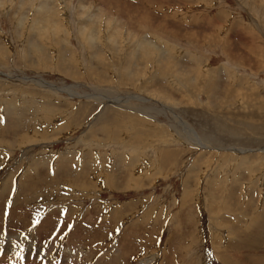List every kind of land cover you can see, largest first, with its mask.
Returning <instances> with one entry per match:
<instances>
[{
  "label": "rangeland",
  "instance_id": "rangeland-1",
  "mask_svg": "<svg viewBox=\"0 0 264 264\" xmlns=\"http://www.w3.org/2000/svg\"><path fill=\"white\" fill-rule=\"evenodd\" d=\"M0 228V264H264V0H0Z\"/></svg>",
  "mask_w": 264,
  "mask_h": 264
},
{
  "label": "bare ground",
  "instance_id": "bare-ground-1",
  "mask_svg": "<svg viewBox=\"0 0 264 264\" xmlns=\"http://www.w3.org/2000/svg\"><path fill=\"white\" fill-rule=\"evenodd\" d=\"M261 2H262V1H261ZM102 16H103V15H102ZM139 46H141V45H139ZM94 53H95V52H94ZM147 55H148V54H147ZM25 65H26V64H25ZM162 65H163V63H162ZM95 70H96V69H95ZM162 71H163V70H162ZM166 71H168V70L166 69ZM175 72H176V71H175ZM198 73H199V72H198ZM182 76H184V75L181 74V77H182ZM185 77H186V76H185ZM185 79L188 80L187 78H185ZM102 80H103V79H102ZM192 87H193V86H192ZM192 87H191V88H192ZM240 88H241V87H240ZM236 90H237V89H236ZM239 96H241V95H239ZM244 97H245V96H244ZM46 98H47V97H46ZM214 113H215V112H214ZM241 122H242V121H241ZM102 123H103V122H102ZM180 124H181V123H180ZM246 124H247V123H246ZM183 125H184V123H183ZM256 126H257V125H256ZM211 127H212V126H211ZM253 128H254V127H253ZM188 129H189V128H188ZM188 129H187V131L191 134L190 136H192V137L196 140L195 143H198V144H199V141H200V140H199V139H198V138H197V137L191 132L192 130L189 131ZM152 130H153V129H152ZM251 130H252V129H251ZM149 131H150V130H149ZM107 132H108V131H107ZM188 132H187V133H188ZM189 133H188V136H189ZM256 133H257V132H256ZM253 134H254V133H253ZM145 136H146V135H145ZM139 138H140V137H139ZM238 139H239V138H238ZM162 154H163V153H162ZM162 156H163V155H162ZM167 156L169 157V155H167ZM167 156H166V157H167ZM159 157H160V156H159ZM162 161H163V160H162ZM31 165H32V164H31ZM84 166H85V165H84ZM94 166H95V165H94ZM91 167H92V166H91ZM31 168H32V167H31ZM132 168H133V167H132ZM88 169H89V167H88ZM62 170H64V174L66 175V178H64L65 180H64L63 182H65V183L67 182V183L70 184V182H73L74 180H77V179H76L77 176H76L75 178H72V177H73V176H71V172H72V171L70 170L69 167H63ZM59 171H60V168H59L58 172H59ZM80 171H81V170H80ZM85 171H86V169H85ZM85 171H84V172H85ZM87 171H88V170H87ZM102 172H103V171H102ZM61 173H62V172H61ZM85 173H86V172H85ZM103 174H104V173H103ZM130 174H131V171H130ZM188 174H189V173H188ZM82 175H83V174H82ZM82 175H81V176H82ZM87 175H88V174H87ZM87 175H86V176H87ZM90 175H91V174H90ZM94 175H95V174H94ZM78 176H79V175H78ZM81 176H79V177L81 178ZM86 176H85V178L87 179L88 177H86ZM114 176H115V175H114ZM141 176H142V175H141ZM94 177H95V176H94ZM137 177H138V176H137ZM82 178H83V176H82ZM106 178H107V176H106ZM108 178H109V176H108ZM128 178H129V177H128ZM86 179H85V180H86ZM100 179H102V176H101ZM130 179H131V178H130ZM78 180H79V178H78ZM78 180H77V182H78ZM87 180H88V179H87ZM91 180H92V179H91ZM109 180H110V179H109ZM82 181H84V180H82ZM188 181H189V180H188ZM77 182L74 181L75 184H76ZM108 182L110 183V181H108ZM84 183H85V182H84ZM86 183H88V182H86ZM86 183H85V185H86ZM96 183H97V182H96ZM75 184H74V185H75ZM63 185L67 186L68 188L71 187V186H69L68 184H63ZM77 185H78V184H77ZM79 185H80V184H79ZM90 185H91V184H90ZM110 185H112V182L110 183ZM72 187H73V185H72ZM72 187H71V188H72ZM79 187H82V186H79ZM86 187H87V186H86ZM109 187H110V186H109ZM76 188H77V187H76ZM77 189H78V188H77ZM77 189H75V190H77ZM183 199H184V198H183ZM104 207H105V206H104ZM144 207H145V206H144ZM95 209H96V208H95ZM151 213H152V212H151ZM158 214H159V213H158ZM241 217H242V216H241ZM0 229H2V228H0ZM5 229H6V228H5ZM8 234H9V233H8ZM1 237H2V236H1ZM39 237H40V236H39ZM2 241H3V240H2Z\"/></svg>",
  "mask_w": 264,
  "mask_h": 264
}]
</instances>
